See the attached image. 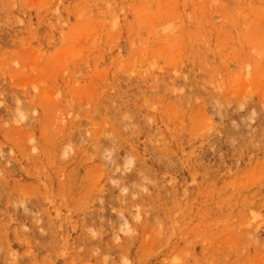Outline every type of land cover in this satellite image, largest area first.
Instances as JSON below:
<instances>
[{
	"label": "rangeland",
	"instance_id": "1",
	"mask_svg": "<svg viewBox=\"0 0 264 264\" xmlns=\"http://www.w3.org/2000/svg\"><path fill=\"white\" fill-rule=\"evenodd\" d=\"M0 264H264V0H0Z\"/></svg>",
	"mask_w": 264,
	"mask_h": 264
}]
</instances>
